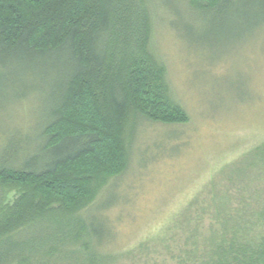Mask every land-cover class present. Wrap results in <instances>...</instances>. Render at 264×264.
Returning a JSON list of instances; mask_svg holds the SVG:
<instances>
[{
	"label": "rangeland",
	"instance_id": "374dc122",
	"mask_svg": "<svg viewBox=\"0 0 264 264\" xmlns=\"http://www.w3.org/2000/svg\"><path fill=\"white\" fill-rule=\"evenodd\" d=\"M135 1L147 18L146 50L166 67L170 99L189 121L165 125L136 119L130 108L121 130L129 148L128 168L108 178L87 207L63 215L84 213L86 225L105 226L112 233L113 228L110 249L117 258L112 264H178L186 253L183 249L191 248L192 242L185 239L201 213L198 205L193 220L182 224L191 201L212 200L218 187L227 185L236 201H250V220L261 210L264 193L258 195V190L264 186V175L250 158L264 144V0H220L212 8L191 0ZM50 61L0 53V163L15 147L33 145L51 117L59 76ZM16 194L7 187L5 202ZM30 212V219L47 213ZM6 216L7 210L0 213V223ZM213 216H201L200 250L211 245L207 237L220 229ZM64 224L52 218L43 230H58ZM166 230L177 234L175 240H159ZM80 241L53 256L26 257L27 264H77L76 259L59 258L79 248L75 258L85 260V241ZM143 242L149 245L145 250L140 248Z\"/></svg>",
	"mask_w": 264,
	"mask_h": 264
},
{
	"label": "trees",
	"instance_id": "16d2710c",
	"mask_svg": "<svg viewBox=\"0 0 264 264\" xmlns=\"http://www.w3.org/2000/svg\"><path fill=\"white\" fill-rule=\"evenodd\" d=\"M191 1L209 8L220 2ZM148 29L135 0H0V53L50 58L59 76L58 101L41 135L25 149L15 147L0 163V213L7 210L0 223V264L20 259L27 264L26 257L41 253L53 256L81 239L86 264H112L117 258L110 249L113 228L112 233L105 226L86 225L84 213L63 214L87 207L108 178L128 168L129 148L121 130L130 108L136 119L165 125L189 121L170 99L166 67L146 50ZM252 154L264 175V144ZM7 187L17 194L6 203ZM258 191L263 194L264 186ZM217 192L212 200L198 197L187 205L182 224L193 220L198 205L201 213L185 239L191 248L183 249L178 264H264V199L256 219L250 220L248 199L236 201L227 185ZM27 210L31 215L47 213L30 219ZM205 213L214 214L220 229L207 237L211 245L200 250L199 225ZM52 218L65 224L43 230ZM171 232L166 230L159 240H175L177 234ZM148 246L143 242L140 248ZM78 251L63 252L59 259L85 264L75 258Z\"/></svg>",
	"mask_w": 264,
	"mask_h": 264
}]
</instances>
